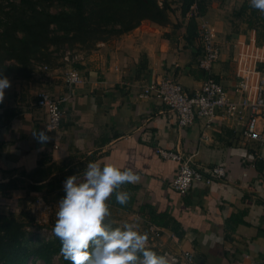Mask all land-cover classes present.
<instances>
[{
    "label": "crops",
    "instance_id": "crops-1",
    "mask_svg": "<svg viewBox=\"0 0 264 264\" xmlns=\"http://www.w3.org/2000/svg\"><path fill=\"white\" fill-rule=\"evenodd\" d=\"M243 1L206 0L204 13L196 17L198 26L205 21L216 31L220 53L212 72L228 90L237 82L235 44L252 41L264 49V18L251 19L253 24L262 23L259 27L248 25L245 15L235 13ZM187 19L176 9L171 20L179 23L176 29L145 19L128 32L96 43L68 65L83 77L82 83L71 88L64 81L63 66L47 67L27 77H8L11 87L0 103V183L13 178L23 183L12 190L10 198L0 191V213L22 217L24 203L63 194L65 181L53 193L37 196L28 191L27 184L82 176L90 162L115 164L136 171L141 180L133 184L137 188L130 211L108 201L110 209L135 214L148 229L151 224L158 227L162 235L153 236L151 245L175 252L189 250L194 264L250 259L264 264V148L244 139L237 122L215 119L207 125L197 118L179 128L175 113L158 98L139 96L144 84L165 76L175 78L188 92L201 85L204 74L197 65L201 46L197 37L187 41ZM41 89L68 98L59 129L48 132L51 139L45 143L33 136V132L46 131V115L35 106ZM160 150L183 154L204 173L222 164L226 176L210 184L194 182L181 195L169 186L180 162L162 157ZM44 158L50 162L42 166ZM50 167L52 171L44 175ZM151 216L155 221H150ZM171 225L183 231L180 239Z\"/></svg>",
    "mask_w": 264,
    "mask_h": 264
},
{
    "label": "trees",
    "instance_id": "trees-1",
    "mask_svg": "<svg viewBox=\"0 0 264 264\" xmlns=\"http://www.w3.org/2000/svg\"><path fill=\"white\" fill-rule=\"evenodd\" d=\"M173 1L179 3L181 17H188L184 27L187 33L186 39L191 42L197 37L199 30L197 16L193 15V11L196 10L198 16L202 15L206 8V0H19V4L12 7L10 25L4 28L2 34L0 73L7 77L14 74L20 75L19 77L29 76L33 68L32 61L44 57L50 45L77 42L81 45L95 46L98 42L132 30L145 19L160 26L170 24L169 13L173 11L171 7ZM53 3H59L64 9L54 13L49 12L46 5ZM235 13L237 16L245 15L250 26L262 25L260 22L257 24L251 22L252 18L263 19L264 13L252 8L249 0H244ZM164 36L168 37L169 33H165ZM75 67L79 68L77 64ZM48 162L50 160L44 158L41 164L43 166ZM51 171L50 167L44 175ZM40 173L43 174L41 168ZM66 179V176L56 177L48 182L27 184L26 188L36 196L48 195L60 189ZM20 182L23 183L20 178H13L0 183L1 193L10 198L12 190L18 188ZM136 188L133 184L123 187V190L132 193L127 205L118 204L115 201V194L109 202L130 211ZM63 195H65L64 190ZM143 209L144 206H141L140 210ZM148 212L152 213L150 208ZM24 218L25 216L15 217L13 212L6 215L0 213V264H26L31 256L48 263L55 255L61 256L62 264H71V261L61 254L62 245L55 236L51 240L29 248L26 244ZM152 220L155 221L153 216L150 217V221ZM157 224L169 226L168 223L157 222ZM170 229L177 240L182 237L183 231H178L172 225Z\"/></svg>",
    "mask_w": 264,
    "mask_h": 264
},
{
    "label": "built area",
    "instance_id": "built-area-1",
    "mask_svg": "<svg viewBox=\"0 0 264 264\" xmlns=\"http://www.w3.org/2000/svg\"><path fill=\"white\" fill-rule=\"evenodd\" d=\"M193 15L198 16L196 10ZM197 39L201 46L197 65L204 74L199 88L188 92L175 78L165 76L144 84L139 96L158 98L175 113L179 128L189 126L197 118L203 119L207 125L215 119L237 122L242 125L241 134L244 139L256 142L264 148V70L261 68L264 63L263 47L252 41H238L235 44L237 82L228 90L215 79L212 72L220 53L214 27L202 21ZM43 69L48 70L47 66H43ZM63 78L69 88L83 82L82 75L74 68H66ZM67 99L66 95L55 97L46 89L37 92L35 106L42 109L46 115L45 130L50 128L52 133L59 129ZM54 147L57 148V145ZM159 152L166 159L180 162L169 186L181 195L188 193L194 182L210 184L226 176L222 164L212 166L204 173L179 152ZM262 161L264 163V158ZM29 211V215L33 217L35 211L44 213L42 218H34L38 228L32 234L33 240L42 234L49 235L51 231L42 221H45L46 214L50 213L51 205L42 196H38L30 202ZM149 230L155 237L162 235V231L153 224ZM165 255L171 264H194V256L189 250L171 253L165 251Z\"/></svg>",
    "mask_w": 264,
    "mask_h": 264
},
{
    "label": "clouds",
    "instance_id": "clouds-1",
    "mask_svg": "<svg viewBox=\"0 0 264 264\" xmlns=\"http://www.w3.org/2000/svg\"><path fill=\"white\" fill-rule=\"evenodd\" d=\"M250 6L264 13V0H249ZM11 81L0 73V103ZM46 131L33 132L40 143L51 139ZM141 176L130 168L115 164L90 162L83 175L68 177L63 185L65 195L57 204L52 233L61 242V254L71 264H170L166 255L148 246L149 236L138 223L113 228L109 199L127 205L132 193L123 190L127 184L140 182Z\"/></svg>",
    "mask_w": 264,
    "mask_h": 264
},
{
    "label": "rangeland",
    "instance_id": "rangeland-1",
    "mask_svg": "<svg viewBox=\"0 0 264 264\" xmlns=\"http://www.w3.org/2000/svg\"><path fill=\"white\" fill-rule=\"evenodd\" d=\"M19 4V0H0V53L2 51L1 48V38L2 34L4 31V28L10 25V17H11V12L13 11L12 7H16ZM49 4V3H48ZM179 3L177 1H173L171 3V7L173 8V11L169 13V21L171 24V27L174 25H179L178 22L172 23L171 20H173V16L175 15V10L179 9ZM46 8L48 9L49 12L54 13L57 12L61 9H64L61 7L59 3H53L50 5H46ZM15 10V8H14ZM176 29V28H175ZM19 34V33H18ZM119 36V35H118ZM117 37V36H114ZM113 38V37H112ZM111 39V38H110ZM109 40V39H108ZM95 46H89L88 44L81 45L79 43H60L58 45H50L48 49L46 50V55L42 57L40 60H35L32 61L33 68L31 73H39L40 71H44L43 66L47 67H65V68H70V66L77 60L78 55H84L85 53H88L91 51ZM261 68L264 70V63H262ZM30 75V74H29ZM19 77L20 75H11L9 77ZM62 198V193L57 192L52 195V199H45L48 204L51 205V211L50 213L46 214L45 221H42V224L48 228L51 233L49 235L42 234L40 237L32 238V234L35 233V229L38 228V223L34 220V218H42L43 217V212H37L35 211L33 214L35 217L30 216L29 213V207H30V202L32 201H27L23 205V210H24V221H25V231L27 232L26 236V244L29 248H32L33 246L39 244L40 242H45L48 240L53 239L54 235L52 233V229L55 224L56 220V212L58 210L57 204L55 203L56 198ZM22 210V209H21ZM111 211V216L108 218V223L111 225V227L116 228V227H123V225L128 224V223H138L139 229L141 232H145L149 236V241H148V246L150 249L153 251L157 252L158 254L165 255V251L168 252H173L171 248L169 247H161L159 245H151L149 242H153V234L151 231L148 229V225L144 222L139 220V218L135 214H128L125 212H119L115 211L114 209H110ZM17 215V214H16ZM19 218L20 216H15ZM170 261V260H169ZM200 261L198 260L197 263ZM26 264H62V259L60 255H55L52 257L50 262L45 263L39 258H36L34 256H31ZM171 264V261H170ZM206 264V263H205Z\"/></svg>",
    "mask_w": 264,
    "mask_h": 264
},
{
    "label": "water",
    "instance_id": "water-1",
    "mask_svg": "<svg viewBox=\"0 0 264 264\" xmlns=\"http://www.w3.org/2000/svg\"><path fill=\"white\" fill-rule=\"evenodd\" d=\"M234 264H262V263L255 259H250V260H245V261H237Z\"/></svg>",
    "mask_w": 264,
    "mask_h": 264
}]
</instances>
